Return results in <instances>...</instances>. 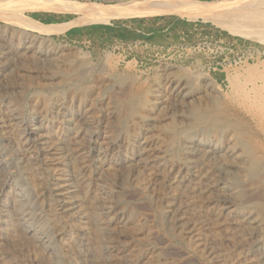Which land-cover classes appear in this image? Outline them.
<instances>
[{
  "label": "bare ground",
  "instance_id": "1",
  "mask_svg": "<svg viewBox=\"0 0 264 264\" xmlns=\"http://www.w3.org/2000/svg\"><path fill=\"white\" fill-rule=\"evenodd\" d=\"M67 4L52 0L42 10L64 9ZM100 6L101 10L75 19L45 23L24 13L37 6L5 0L0 19L23 32L20 51L43 58L64 50L45 37L75 26L109 24L126 13L207 20L231 35L264 44V0H101ZM37 40L39 45L34 46ZM165 72L168 95L154 93L153 106L133 120L134 131L128 136L122 135L126 122L117 105L84 107L56 101L51 107L22 111L0 101V264H108L111 256L124 264L125 228L150 197L156 198V211L141 212L139 222L151 220L166 239L159 247L156 233L141 229L149 236L142 264H171L161 251L174 243V235L192 246L186 258L228 264L227 254L209 239V222L192 218V209L216 217L219 227L224 225L236 236L242 254L235 264H264V209L261 200H253L255 184H250L264 169L263 159H254L237 129L229 130L218 121L192 126L194 112L189 107H166L169 95L183 102L189 99L192 88L187 89L182 78L194 77L168 66ZM166 119L184 130L176 141L181 156L174 157V139L167 146L158 141V124ZM260 173L264 176V171ZM130 189L138 194L127 195L125 190ZM192 197L200 200L197 208H192ZM17 254L26 262L12 259Z\"/></svg>",
  "mask_w": 264,
  "mask_h": 264
},
{
  "label": "rangeland",
  "instance_id": "2",
  "mask_svg": "<svg viewBox=\"0 0 264 264\" xmlns=\"http://www.w3.org/2000/svg\"><path fill=\"white\" fill-rule=\"evenodd\" d=\"M4 1L0 0V4ZM18 1L37 6L34 11H25L26 15L39 13L44 17H52L54 22L75 19L102 8L101 0H66L70 5L67 4L64 9L51 11L42 9L52 0ZM112 3L115 2H108ZM164 25H170V29L161 31ZM156 27L159 31L152 33L151 29ZM86 28H89L87 39L77 38L78 31L72 32ZM23 37L24 34L19 28L9 26L6 21L0 19V58L5 57L0 65V101L2 99L9 101L22 111L31 107H51L56 101L84 107L117 105L120 108L119 114H123L122 117H125L123 120L126 122L122 135L128 136L134 131L133 120L146 112L145 107L153 106L154 93L167 94L170 91L165 67L183 69L194 77L182 78L183 85L187 89L192 88V94L184 102L174 95H169L172 97H167L166 107H189L190 112H194L193 119L190 118L192 126H197L201 122L214 125L218 121L229 130L237 129L251 148L254 159L264 161V44L231 35L211 21L189 20L172 14L135 16L126 13L112 19L109 24L72 27L63 33L43 39L64 49L60 55H54L52 52L53 55L48 58H43L32 51L23 53ZM39 42L40 40L35 41L34 46H38ZM127 107L130 109L132 107L131 112H127ZM96 114L98 115L97 112ZM162 122L158 124L160 131L157 130L160 135L158 141L161 139L159 143L162 146L171 145L174 139V157L181 156L179 143L176 141L184 130L177 127L171 119ZM221 142H225V137L221 138ZM259 171L262 172L264 169L260 168ZM260 172L254 177L256 182L252 179L253 182H249L255 184L253 200L256 202L261 200L259 203L264 209V182L261 181L264 176ZM125 191L128 192L127 195L130 194L129 196L138 194L136 190ZM191 200L192 208L200 205L198 197H192ZM146 202L134 211L130 229L125 228L127 237L122 244L128 250L124 264H142L141 258L147 251L144 244L149 237L142 235L140 232L142 228L145 231L148 229L150 234L156 233L158 237L155 242L159 247L164 245L162 241L166 239L165 235L157 230L151 220L147 221L148 223L139 222L141 212L153 215L156 211V198L150 197ZM196 210L190 211L191 217L197 219L203 217L209 222V239L227 254L228 264H235L237 257H241L242 254L241 249L236 248L238 244L236 236L230 235V231L224 225L219 227L221 221L216 217L198 215ZM191 249V245L174 235V243L161 252L171 264L173 260L170 259H174V264L190 262L204 264L199 256L186 258V252ZM17 255L12 259L26 262V257ZM109 260L108 264H119L117 258L111 256ZM6 263L8 261L4 262Z\"/></svg>",
  "mask_w": 264,
  "mask_h": 264
},
{
  "label": "crops",
  "instance_id": "3",
  "mask_svg": "<svg viewBox=\"0 0 264 264\" xmlns=\"http://www.w3.org/2000/svg\"><path fill=\"white\" fill-rule=\"evenodd\" d=\"M164 28V29H163ZM162 28L161 31H168L170 29V25H164V27ZM89 28H86V29H76V30H73L72 32L74 31H78L79 33L76 35L77 38H83V39H87L89 38V32H88ZM152 30V33H155L156 31L158 32V27L154 28V29H151Z\"/></svg>",
  "mask_w": 264,
  "mask_h": 264
},
{
  "label": "trees",
  "instance_id": "4",
  "mask_svg": "<svg viewBox=\"0 0 264 264\" xmlns=\"http://www.w3.org/2000/svg\"><path fill=\"white\" fill-rule=\"evenodd\" d=\"M32 16L35 17V18L40 19L42 22H45V23H51V22L55 21L52 17H44V16H42L39 13H33ZM66 19H68V18H65V20Z\"/></svg>",
  "mask_w": 264,
  "mask_h": 264
}]
</instances>
